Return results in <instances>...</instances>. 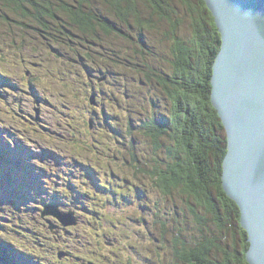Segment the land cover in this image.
I'll return each mask as SVG.
<instances>
[{
  "label": "trees",
  "instance_id": "trees-1",
  "mask_svg": "<svg viewBox=\"0 0 264 264\" xmlns=\"http://www.w3.org/2000/svg\"><path fill=\"white\" fill-rule=\"evenodd\" d=\"M0 21L34 31L36 38L38 36L41 42L44 39L52 50L60 53L58 56H67L68 50L79 46L88 49L87 57H92L93 51L107 60L103 54L110 52L104 47L111 46V50L118 51L121 46L111 39L118 35L129 42L130 48L127 46L124 50L131 59L126 63L116 57L112 62L129 70L133 63L140 80L139 102L134 92L137 89L130 87L126 92L127 97L135 96L136 109L133 107V110L137 113L136 120L135 115L128 117V131L129 136H133L132 129H136L146 147L136 154L133 145L128 150L131 158L128 160L126 157V161L132 165L136 178L134 187L138 193L147 195L146 192H150L155 196L154 201L151 196L153 216L148 232L153 237L152 242L157 244L158 257H164L168 264H250L246 257L248 233L240 222V208L223 186L227 136L211 100L212 69L221 38L205 0H0ZM33 41L27 43L34 46ZM59 46L66 49L60 52ZM100 50L102 55H99ZM158 52L163 53L162 57ZM76 53L79 58H84L82 51ZM108 67L112 72L115 69L111 65ZM69 68L67 70H72L73 75V69ZM124 70L122 72L128 73ZM5 80V74L0 72V83ZM52 94L57 102V113L53 110L50 113L63 115L65 108L72 114L73 109L80 106L73 97L65 96L67 93L52 91ZM74 94L76 97L83 95L84 99L87 96L76 89ZM1 120L0 112V123ZM57 128L61 129V141H69L71 131L66 132L61 125ZM28 138L33 144L30 153L37 157L34 149L42 144L38 146V141ZM6 142L16 150L19 147V151L26 150L23 143L15 140ZM6 142H0V155L15 157L12 151L16 150L9 145L1 146ZM68 146L69 143L65 142V147ZM56 154L42 158L45 166L38 169L39 177L52 175L49 159L55 160L57 166L63 165L58 156L60 153L57 151ZM0 159L3 161L2 157ZM46 166L49 169L45 170ZM71 173L69 179L74 181L79 173L75 170ZM83 174L89 179L96 176L90 170ZM90 182L96 186L95 182ZM101 189L95 192L99 193ZM83 191L85 195L73 194L80 199L75 201V207L86 222L84 225L92 229L90 223L96 224L103 217L97 215L93 200L86 199L89 192ZM47 195L65 205L71 204L63 200L58 191ZM101 197L104 194L94 198ZM38 202L43 204L41 200ZM145 202L148 204L146 199ZM6 241L0 236L1 249L7 253L9 245ZM56 241L57 246L63 242ZM3 244L7 245L6 249ZM87 246L92 247L89 243ZM90 257L94 256L90 254Z\"/></svg>",
  "mask_w": 264,
  "mask_h": 264
},
{
  "label": "rangeland",
  "instance_id": "rangeland-1",
  "mask_svg": "<svg viewBox=\"0 0 264 264\" xmlns=\"http://www.w3.org/2000/svg\"><path fill=\"white\" fill-rule=\"evenodd\" d=\"M206 6L214 17L207 3ZM216 27L218 28L217 24ZM219 34L221 38L222 34ZM34 35L36 36V33L32 30L0 21V69H4L6 77V80L0 83V94L3 95L0 99L2 116L0 142L15 140L26 145V150L19 153L26 159L19 156V151L7 142L6 146L9 145V148L16 150H11L16 158L6 155V163L0 159V172L6 174L0 175V236L8 240L6 242L10 250L7 252L15 258L16 262H13L18 264L21 262L23 264H168L164 257H158L156 252L159 249L157 244L152 242V235L148 232L152 227L150 220L151 215L153 216L150 203L151 198L153 197L154 201L155 196L150 192H146L147 195L138 193L134 187L136 178L131 169L132 165L126 161L131 158L128 150L133 145L136 154L141 153L146 147L141 134L136 129H132L133 136H129L128 131L130 124L128 117L135 115L136 120L137 113H134L132 108L135 105V96L127 97V90L130 87L137 89L136 100L138 102L140 100L138 96L140 80L135 65L132 63L133 68L129 70L123 68L121 64L118 65L117 62H112L116 57H120L126 63L131 59L124 50L130 43L116 35L115 39L111 40L121 46L118 47V51L110 50L111 46L110 49L104 48L110 52L103 54L107 59L105 60L93 51H91L92 57H87L85 53L89 52L88 49L86 47L81 49L79 46L69 48L71 51L67 49L69 51L67 56H58L59 53L52 50L44 39L41 42V39ZM6 41L14 43L7 44ZM28 41H33L34 46L31 45L32 43H27ZM97 47L100 49L99 46ZM78 51L83 52L84 58H79L76 53ZM99 55H102L101 50ZM162 55L163 53L160 52L159 56ZM160 57L158 58L162 62ZM79 61L83 63L78 64ZM68 65L73 69V75L72 70L71 72L67 70ZM110 65L115 67L113 72L108 67ZM74 89L85 92L87 100L83 95L76 97ZM146 89L148 90L147 87ZM52 91L63 95L67 93L65 96L73 97L80 106L74 108L72 114L63 108V115L53 116V111L57 113V102ZM93 94L95 106L91 105L90 100ZM39 101L43 103L39 105L42 119L36 122L33 117L39 115L36 111L38 107L36 103ZM51 110H53L52 115ZM135 120L134 124H136ZM45 121L47 122L44 123ZM50 122H53V125L49 124ZM91 122H93L92 126H90ZM57 125L65 127L66 132L71 131L68 134L69 141H61V129H58ZM28 137L38 141L36 145L42 144L34 149V152L38 153L35 158L30 153L33 144L29 143ZM65 142L69 143L68 147H65ZM37 149L39 152L36 151ZM57 151L60 153L58 156L63 165L57 166L55 160L49 159L52 175L39 177L35 171L38 172L41 166H45L42 165V158L51 157V153L57 155ZM21 160L25 166L18 168ZM4 166H7V169ZM73 170L79 173V178L76 176L74 181L69 179V172ZM88 170L93 171L96 177L89 179L85 176L83 173ZM63 174H67L65 179ZM18 179L20 180L17 183ZM95 179L96 186L102 184L105 185L103 187L106 190H109L105 193V189L99 187L102 188L100 192H95L99 188L94 187L90 182ZM83 190L89 192L86 199L93 200L92 204L94 203L97 215L103 217L100 222L96 221V224L89 222L94 229H88V226L84 225L86 222L76 211L75 201L80 199L73 194L79 192L85 195ZM56 191L63 200L71 204H58L52 201L47 194ZM107 193L109 194L106 195ZM103 194L104 197L100 199L94 198ZM40 197L48 198V201L44 200L43 203L52 201L51 207L59 212L63 210L71 212L70 225L60 222L52 214L43 215L42 211L45 207L38 202ZM145 199L148 204H144ZM99 206L102 208H98ZM80 211L86 212L83 209ZM74 212L80 218L78 224ZM56 240L63 242L61 241L62 243L57 246ZM87 243L92 247L87 246ZM70 249L73 253L66 251ZM1 251L3 250L0 248ZM90 254L94 257L91 258ZM1 259L0 263L10 264Z\"/></svg>",
  "mask_w": 264,
  "mask_h": 264
},
{
  "label": "water",
  "instance_id": "water-1",
  "mask_svg": "<svg viewBox=\"0 0 264 264\" xmlns=\"http://www.w3.org/2000/svg\"><path fill=\"white\" fill-rule=\"evenodd\" d=\"M205 1L222 34L211 100L228 139L223 186L241 210L250 242L247 260L264 264V0ZM43 214L64 224L72 217L51 206Z\"/></svg>",
  "mask_w": 264,
  "mask_h": 264
},
{
  "label": "bare ground",
  "instance_id": "bare-ground-1",
  "mask_svg": "<svg viewBox=\"0 0 264 264\" xmlns=\"http://www.w3.org/2000/svg\"><path fill=\"white\" fill-rule=\"evenodd\" d=\"M208 5V4H207ZM214 19H215V17H214ZM153 21V20H152ZM215 21V20H214ZM155 23V22H154ZM215 23V22H214ZM155 26V25H154ZM139 28V27H138ZM218 29V28H217ZM143 31V30H142ZM220 31V30H219ZM149 32V31H148ZM221 33V32H220ZM87 36V35H86ZM69 37V36H68ZM63 38V37H62ZM222 38V37H221ZM73 39H75V38H73ZM56 40V39H55ZM60 42V41H59ZM59 48V51L60 52H62V51H64L65 50V48L64 47H62V46H59L58 47ZM105 48V47H104ZM139 48V47H138ZM151 48V47H150ZM56 49V48H55ZM107 49H110V47L109 48H107ZM111 50V49H110ZM109 51V50H108ZM139 52V51H138ZM60 54V53H59ZM62 55V54H61ZM50 57H52V56H50ZM56 57V56H55ZM62 57H64V56H62ZM159 61V60H158ZM161 61V60H160ZM114 70V69H113ZM213 74V73H212ZM141 78V77H140ZM138 82H139V80H138ZM135 92V91H134ZM95 95L93 94L92 96H91V98H90V100H91V104L92 105H94L95 106V102H94V100H93V98L92 97H94ZM37 105H38V107H39V105H42L41 104V102L39 101L38 103H36ZM135 107V106H134ZM133 108V107H132ZM38 110V109H37ZM51 115H52V113H51ZM53 116H56L54 113H53ZM33 119L34 120H36V121H38V122H40L41 121V119H42V117H41V115H40V113H39V115L37 116H34L33 117ZM94 121V120H93ZM141 121V120H140ZM92 123L93 122H91L90 123V126H92ZM93 128V127H92ZM52 131V130H51ZM122 135V134H121ZM226 136H227V134H226ZM1 146H3V147H5L6 145L5 144H2ZM14 146H16V145H14ZM21 149V147H19V148H17V151H19ZM227 152H228V139H227ZM19 153H20V151H19ZM50 154V153H49ZM227 154V153H226ZM50 156H51V154H50ZM1 157H3V158H6V154H5V156H2V155H0V158ZM34 158H35V156H33ZM7 159V158H6ZM9 160V159H8ZM3 162L4 163H6V161L3 159ZM57 163V162H56ZM42 165H44L43 164V162H42ZM91 173H94L93 171H90ZM35 173H38L39 174V171L37 172V171H35ZM71 175H72V173L71 172H69ZM223 176V175H222ZM96 177V176H95ZM74 178H76V177H74ZM78 180H80V179H78ZM93 182H95L96 183V179H95V181H93ZM101 187V186H100ZM43 193V192H42ZM41 198V197H40ZM180 198V197H179ZM52 199V201H55V202H57L58 204H60V202L57 200V199H55V198H51ZM32 200H33V198H32ZM39 200H41V201H44V200H46V201H48V198H41V199H39ZM25 201V200H24ZM29 200H27V202H28ZM51 201V202H52ZM43 204H45V203H43ZM178 207V206H177ZM25 209H27V208H25ZM70 209H71V207H70ZM70 209H68V210H70ZM241 211V210H240ZM67 213H70L71 214V212H68V211H66ZM75 213V212H74ZM76 214V213H75ZM69 215V214H68ZM113 215V214H112ZM76 216H77V223L76 224H78V223H80V218H79V216H78V214H76ZM74 218H75V216H74ZM125 222V221H124ZM67 226V225H66ZM54 227V226H53ZM67 230V229H66ZM68 233H70V232H68ZM146 237V236H145ZM153 238V237H152ZM64 240V239H63ZM68 241V240H67ZM249 241V240H248ZM70 248V247H69ZM68 249V248H67ZM67 252H69V253H71V250L69 251V250H66ZM4 252V251H3ZM3 259H5V258H3ZM6 259H8L7 258V255H6ZM5 259V260H6ZM1 262V261H0ZM8 262L11 264V262H13L12 261V258L11 259H8ZM14 263V262H13ZM94 263V262H93ZM16 264V263H15ZM26 264V263H25ZM251 264V263H250Z\"/></svg>",
  "mask_w": 264,
  "mask_h": 264
},
{
  "label": "flooded vegetation",
  "instance_id": "flooded-vegetation-1",
  "mask_svg": "<svg viewBox=\"0 0 264 264\" xmlns=\"http://www.w3.org/2000/svg\"><path fill=\"white\" fill-rule=\"evenodd\" d=\"M40 108H41V106H40ZM37 109L39 110V107H37Z\"/></svg>",
  "mask_w": 264,
  "mask_h": 264
}]
</instances>
